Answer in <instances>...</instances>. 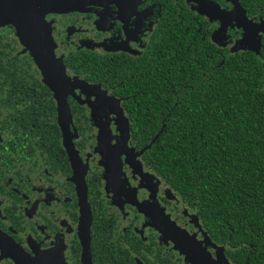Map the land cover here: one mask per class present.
<instances>
[{
	"label": "flooded vegetation",
	"instance_id": "obj_1",
	"mask_svg": "<svg viewBox=\"0 0 264 264\" xmlns=\"http://www.w3.org/2000/svg\"><path fill=\"white\" fill-rule=\"evenodd\" d=\"M183 1L189 14H197L208 23L210 42L232 53V45L242 31L228 26L222 39L215 42L212 36L221 24L201 14L193 2ZM208 1L227 12L233 8L228 0ZM170 2L168 17L172 24L161 21V7L168 3L164 0H141L124 11L113 4L90 6L84 12L48 14L45 18L50 24L55 58L73 84V95H67L70 131L87 186L92 264H201L202 255L211 263L232 264L230 247L208 235L196 203L179 198L144 159L145 152L140 155V139L131 138L130 120L125 101L121 100L131 97L130 92L122 90L124 83L129 84L141 74L150 76V71L144 72V64L159 58L161 26H168L166 39L176 40L175 1ZM248 18L255 23L264 20L258 16ZM9 29L17 39L13 56L33 62L40 83L54 103L58 128L46 130L51 141L39 136L33 142L30 104L24 103L26 99H14V110L8 113L7 121L18 128L7 134L4 129L0 131V236L14 242L32 259L42 255L40 259L52 264H82L75 183V172L79 170L73 168L63 145L53 93L17 38L15 27L2 26L0 33ZM151 49L154 57H146ZM164 51L165 58L174 59V49ZM107 60L114 63L104 74L99 63ZM112 66L125 73L119 81L117 77V81L109 79ZM169 68L173 70V65ZM45 99L42 106H46ZM40 116L45 118V112ZM122 132H128L127 140ZM1 246L0 264H15L9 251L7 256Z\"/></svg>",
	"mask_w": 264,
	"mask_h": 264
},
{
	"label": "trees",
	"instance_id": "obj_2",
	"mask_svg": "<svg viewBox=\"0 0 264 264\" xmlns=\"http://www.w3.org/2000/svg\"><path fill=\"white\" fill-rule=\"evenodd\" d=\"M164 1L161 21L170 24L169 3L175 1L177 41L165 38L170 33L162 25L160 61L148 60L144 72L150 76L141 74L121 88L131 95L121 99L131 138L140 139V155L145 152L144 159L176 195L196 203L208 235L230 247L232 264H264V36L259 54L229 53L210 42L208 23L189 14L183 0ZM240 6L247 17L264 18V0H241ZM5 32L0 33V131L18 128L7 121L8 113L14 99H26L33 142L39 136L50 140L46 130L58 128L50 93L33 62L13 56L17 39L13 30ZM163 48L174 49V59L165 58ZM153 55L151 49L146 57ZM113 63H99L104 74ZM110 68L109 79L125 76Z\"/></svg>",
	"mask_w": 264,
	"mask_h": 264
},
{
	"label": "water",
	"instance_id": "obj_3",
	"mask_svg": "<svg viewBox=\"0 0 264 264\" xmlns=\"http://www.w3.org/2000/svg\"><path fill=\"white\" fill-rule=\"evenodd\" d=\"M141 0H0V27L13 25L16 29V36L20 43L30 53L33 61L39 69L43 83L53 93L57 105V122L62 133L63 145L68 153L69 160L74 169L79 170V160L75 153L73 145V135L70 131L72 123L71 112L67 101V95H73V84L66 77L65 70L60 60L55 58L54 43L51 36L50 24L46 21L48 14H66L71 12H84L85 8L90 6L115 5L118 9L124 11L134 8ZM193 2L198 6V11L206 15L211 21L220 19L232 13H237L236 27L243 30V37L232 48V52L252 51L259 54L261 49V40L264 34V20L255 23L249 20L247 13L240 6L239 0H228L233 4V9L229 12L221 10L208 0H186ZM212 14H219L213 16ZM230 23L224 24L222 29H217L212 36L215 37L224 34ZM220 34V35H219ZM262 34V35H261ZM222 38V36H221ZM225 38V37H223ZM125 140L128 138L125 132H122ZM126 145V142H125ZM77 180L78 206L80 209V240L83 247L82 264H92L90 261V220L91 211L87 199V186L84 179V169L75 172ZM1 237V236H0ZM2 239L4 245L1 248L8 251L10 258L15 264H52V261L44 262L38 256L35 259L30 258L14 242L9 239ZM6 240V242L4 241ZM191 245H193L191 243ZM190 252L191 249L189 248ZM185 253V252H184ZM187 253H189L187 251ZM192 253V252H191ZM201 264L211 263L205 256L200 257ZM225 264H228L225 262Z\"/></svg>",
	"mask_w": 264,
	"mask_h": 264
},
{
	"label": "rangeland",
	"instance_id": "obj_4",
	"mask_svg": "<svg viewBox=\"0 0 264 264\" xmlns=\"http://www.w3.org/2000/svg\"><path fill=\"white\" fill-rule=\"evenodd\" d=\"M233 9V8H232ZM231 9V10H232ZM213 16H218L219 14H212ZM237 16H238V14L237 13H232L231 15H227V16H225V17H221L220 19H216V21H218L220 24H221V27L220 28H218V30L219 29H222L223 28V26H224V24L226 23L227 25H229V23H230V25H234V27L236 28V29H238V30H241V29H239L238 27H236V23H237ZM215 21V20H214ZM242 31V36L240 37V39L243 37V30H241ZM225 33V32H224ZM222 34V33H221ZM220 35V34H219ZM262 35V34H261ZM218 38H220V39H222L221 38V35L220 36H218V37H215V42H217V40H218ZM224 39V38H223ZM239 39V40H240ZM239 40H237L236 42H234V44L232 45V48H234L235 46H236V43L239 41ZM241 51H243V50H241Z\"/></svg>",
	"mask_w": 264,
	"mask_h": 264
}]
</instances>
